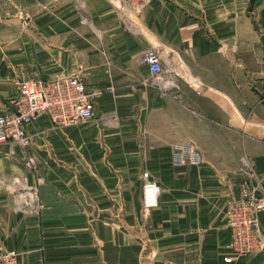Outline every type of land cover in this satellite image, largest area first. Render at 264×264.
Segmentation results:
<instances>
[{"label": "crops", "instance_id": "obj_1", "mask_svg": "<svg viewBox=\"0 0 264 264\" xmlns=\"http://www.w3.org/2000/svg\"><path fill=\"white\" fill-rule=\"evenodd\" d=\"M73 75L99 93L90 120L0 145V246L19 264H227L241 158L264 189V0H0V113L20 82ZM178 145L201 162L175 164Z\"/></svg>", "mask_w": 264, "mask_h": 264}, {"label": "built area", "instance_id": "obj_2", "mask_svg": "<svg viewBox=\"0 0 264 264\" xmlns=\"http://www.w3.org/2000/svg\"><path fill=\"white\" fill-rule=\"evenodd\" d=\"M143 64L153 80L165 72L155 49L146 50ZM18 90L15 110L0 113V145L17 146L24 151L31 143L26 125L47 117L57 130L78 126L92 118L93 100L99 94L88 91L76 75L46 81L26 80L18 84ZM173 161L177 165L199 164L201 158L190 147L178 145ZM240 163L245 175L236 184V193L227 206L229 242L224 247L228 253L224 257L227 264L264 250L259 221V213L264 210V189L243 158ZM24 167L31 169V162L25 160ZM141 192L143 208H156L161 188L146 171L141 174ZM18 256V252L0 246V264H19Z\"/></svg>", "mask_w": 264, "mask_h": 264}, {"label": "rangeland", "instance_id": "obj_3", "mask_svg": "<svg viewBox=\"0 0 264 264\" xmlns=\"http://www.w3.org/2000/svg\"><path fill=\"white\" fill-rule=\"evenodd\" d=\"M151 80H153V79H151Z\"/></svg>", "mask_w": 264, "mask_h": 264}]
</instances>
